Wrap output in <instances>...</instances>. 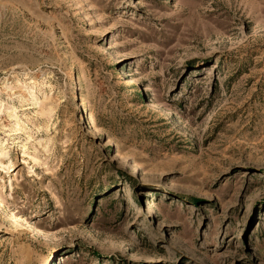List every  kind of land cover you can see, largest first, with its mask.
<instances>
[{
	"label": "rangeland",
	"instance_id": "374dc122",
	"mask_svg": "<svg viewBox=\"0 0 264 264\" xmlns=\"http://www.w3.org/2000/svg\"><path fill=\"white\" fill-rule=\"evenodd\" d=\"M0 264H264V0H0Z\"/></svg>",
	"mask_w": 264,
	"mask_h": 264
}]
</instances>
